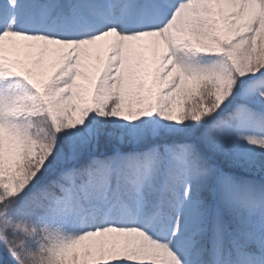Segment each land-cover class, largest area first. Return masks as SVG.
<instances>
[{
  "label": "snow or ice",
  "instance_id": "6c2138e0",
  "mask_svg": "<svg viewBox=\"0 0 264 264\" xmlns=\"http://www.w3.org/2000/svg\"><path fill=\"white\" fill-rule=\"evenodd\" d=\"M0 264H264V0H0Z\"/></svg>",
  "mask_w": 264,
  "mask_h": 264
}]
</instances>
